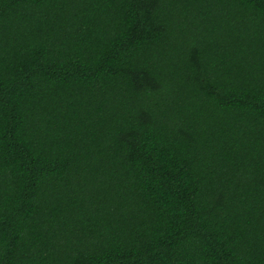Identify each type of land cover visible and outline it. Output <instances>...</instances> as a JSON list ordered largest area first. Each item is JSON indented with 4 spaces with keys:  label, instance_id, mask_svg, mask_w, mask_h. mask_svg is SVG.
<instances>
[{
    "label": "trees",
    "instance_id": "obj_1",
    "mask_svg": "<svg viewBox=\"0 0 264 264\" xmlns=\"http://www.w3.org/2000/svg\"><path fill=\"white\" fill-rule=\"evenodd\" d=\"M0 264H264V0H0Z\"/></svg>",
    "mask_w": 264,
    "mask_h": 264
}]
</instances>
